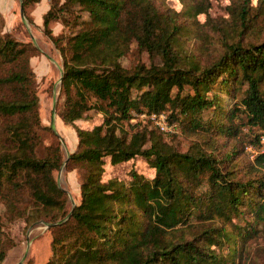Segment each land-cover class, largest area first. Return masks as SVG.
Here are the masks:
<instances>
[{
  "label": "trees",
  "instance_id": "obj_1",
  "mask_svg": "<svg viewBox=\"0 0 264 264\" xmlns=\"http://www.w3.org/2000/svg\"><path fill=\"white\" fill-rule=\"evenodd\" d=\"M39 1H22L29 22L28 9ZM49 1L41 26L61 58L57 115L77 142L64 158L55 130L41 121L30 63L40 49L13 31L2 34L0 13V264L24 241L9 230L18 221L23 228L51 224L42 264H257L264 253V38L257 21L264 0H232L217 25L207 16L217 45L207 63L184 42L192 36L208 52L198 15H208L210 0H179L180 11L166 0ZM57 19L65 33L53 34ZM133 47L149 62L125 66ZM152 113L173 130H161ZM43 131L52 136L47 145ZM177 132L197 139L178 149L168 140ZM219 139L230 144L222 156ZM243 152L249 162L240 173ZM136 158L153 177L132 168L129 180L103 179L107 163ZM61 166L79 175V200L70 208L54 176Z\"/></svg>",
  "mask_w": 264,
  "mask_h": 264
},
{
  "label": "rangeland",
  "instance_id": "obj_2",
  "mask_svg": "<svg viewBox=\"0 0 264 264\" xmlns=\"http://www.w3.org/2000/svg\"><path fill=\"white\" fill-rule=\"evenodd\" d=\"M232 0H210V8L208 9V15L200 14L198 15V21L200 24L205 22L207 16L211 19H214L212 22L217 25L219 19L227 18L226 6L231 3ZM260 0H250L252 6L258 5ZM165 6L169 8H173L177 11L182 9V3L179 0H166L164 2ZM3 6V7H2ZM33 7V6H32ZM0 8H5V15L8 17L14 14L18 18L17 24L10 30L5 26L1 31L4 32L13 31L12 34L18 40H31L34 45H36L41 54L31 58V66L36 74L37 80V94L39 96L40 102V114L41 121L44 125H51V120L55 118V114H57L61 108V105H58L57 102L61 103L62 98L59 99V77H60V68H57L55 63L50 60V54L54 53L59 62H61L60 55L58 51L54 48L52 42L44 35L42 31V26H37L42 22V14L48 8V0H41L40 3L36 4L32 9L31 7L28 9V13L30 12V20L25 16V21L21 20L19 13V0H0ZM257 21L259 23V29L261 38H264V19L263 15V6L259 7ZM10 10V11H9ZM1 12V10H0ZM12 12V13H7ZM3 13V12H1ZM9 19V18H8ZM229 20V19H228ZM10 21H8L9 24ZM212 22H208L199 26L202 31V35L204 37V42H211V47L207 53L201 50V41L193 39L192 36L185 40L184 47L189 50L192 54L194 53L198 59H200L203 63L209 62L211 55H213L216 51L215 47L217 46L214 43V32L212 31L209 24ZM225 26H228L229 23L222 22ZM192 30L194 29V25L189 24ZM50 28L52 32L57 35L60 33H65L66 29L62 25L61 19L54 20L50 23ZM213 28V27H212ZM198 29V27L196 28ZM148 55L144 52H139L135 47H133L130 54L123 59V64L125 66H131L136 60L149 62ZM157 61V58L155 59ZM229 103V99H227ZM59 109V110H57ZM80 126H86L87 123L81 122L78 123ZM53 129V128H52ZM56 134L58 135V139L61 142L62 150L64 153V158L68 157L69 153L73 151L76 147L77 137L75 130L72 126L64 124L58 117L56 118V129L54 128ZM43 143L45 145L49 144L52 140V136L50 132L43 131L42 132ZM196 137L185 136V134H181L179 132L169 135L168 140L170 143L174 144L178 149L185 148L190 142L195 141ZM195 139V140H194ZM218 147L221 148L220 156L223 153H226L230 149V144L222 139H219ZM65 161V160H64ZM249 159L247 155L243 152L241 156H239L238 165L241 168L240 173L244 172L245 165L248 164ZM244 167V168H243ZM135 169L138 172L142 173L146 177H153L154 170L149 167L147 163L142 158H136L126 163H120L117 165H110L109 163L105 166V173L103 179H108L111 177H117L119 179L129 180L130 179V169ZM54 176L58 182V184L67 191L68 193V208L73 206L76 201L79 200V175L76 170L73 171H65L64 166L58 171L54 172ZM21 221H18L9 227L11 235L17 240L24 237V241L14 248H12L7 256L5 257L2 264H27V261L32 264H42L50 255V231L48 230V226L45 221H37L31 224L28 227L23 228ZM264 245V244H263ZM257 264H261L264 262V253H260V256H256Z\"/></svg>",
  "mask_w": 264,
  "mask_h": 264
},
{
  "label": "crops",
  "instance_id": "obj_3",
  "mask_svg": "<svg viewBox=\"0 0 264 264\" xmlns=\"http://www.w3.org/2000/svg\"><path fill=\"white\" fill-rule=\"evenodd\" d=\"M41 2V0L38 2V3H40ZM38 3H36V4H38ZM35 4V5H36ZM34 5V6H35ZM33 6V7H34ZM49 6H50V1L48 0V8H47V10L49 9ZM3 7V6H2ZM33 7H31V9L33 8ZM0 10H1V12H3V13H1L2 15H3V17H4V20H5V26H7V29H12L16 24H17V21H18V18L16 17V16H14V14H12L11 16H7V15H5V8H0ZM46 10V11H47ZM10 11V10H9ZM45 11V12H46ZM44 12V13H45ZM7 13H12V12H7ZM43 13V14H44ZM43 14H42V17H43ZM29 15H30V12H29ZM9 18V19H8ZM8 21H10L9 22V24H8ZM42 24V22L40 23V24H37V26H40ZM53 30V29H52ZM54 34V33H53ZM24 41H28L27 39L26 40H24ZM31 41H32V37H31ZM41 52V51H40ZM41 54V53H40ZM39 54V55H40ZM38 56V55H37ZM50 57V60L52 61V62H54L55 63V65H56V67L57 68H60V67H62L61 66V62H59L58 61V59H57V57H56V55H55V58L53 57L54 56V53H51L50 55H49ZM33 57H35V56H33ZM32 58V57H31ZM31 58H30V63H31ZM60 72V71H59ZM36 75V74H35ZM37 77V76H36ZM58 117V115L57 114H55V118L54 119H52L51 120V123H53L54 124V128L56 129V118ZM59 118V117H58ZM60 119V118H59ZM61 120V119H60Z\"/></svg>",
  "mask_w": 264,
  "mask_h": 264
},
{
  "label": "built area",
  "instance_id": "obj_4",
  "mask_svg": "<svg viewBox=\"0 0 264 264\" xmlns=\"http://www.w3.org/2000/svg\"><path fill=\"white\" fill-rule=\"evenodd\" d=\"M150 119L163 131H172L173 127L168 125L163 114H154L150 115ZM247 150L251 153V156L255 153V150L248 146Z\"/></svg>",
  "mask_w": 264,
  "mask_h": 264
},
{
  "label": "water",
  "instance_id": "obj_5",
  "mask_svg": "<svg viewBox=\"0 0 264 264\" xmlns=\"http://www.w3.org/2000/svg\"><path fill=\"white\" fill-rule=\"evenodd\" d=\"M22 1H23V0H19V13H20L21 20L25 21V16H24V10H23V4H22ZM62 72H63L62 67H60V77H59V82L61 81V78H62ZM50 126L54 129V124H53V123H51ZM73 205H74V203H73ZM64 219H65V218H64ZM64 219L59 220V221H57L56 223L59 224V223H61ZM46 225L49 227L51 224H50V223H46ZM18 264H20V263H18Z\"/></svg>",
  "mask_w": 264,
  "mask_h": 264
}]
</instances>
